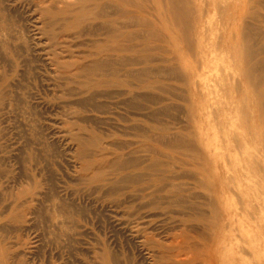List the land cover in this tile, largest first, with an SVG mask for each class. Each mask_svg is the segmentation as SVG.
<instances>
[{
	"label": "bare ground",
	"instance_id": "obj_1",
	"mask_svg": "<svg viewBox=\"0 0 264 264\" xmlns=\"http://www.w3.org/2000/svg\"><path fill=\"white\" fill-rule=\"evenodd\" d=\"M248 2L243 43L264 42L263 13L257 11L262 0L255 9L258 1ZM142 5L0 0V264H135L101 237L84 239L100 213L136 238L145 264L211 263L209 243L201 238H217L218 199L216 188L196 178L197 171L211 176V164L197 161L204 149L197 133H183L170 120L164 126L165 98L153 94L180 92L177 85L160 84L163 75L179 82L194 78L175 63L151 65L163 56L152 52L167 48L155 42L167 36L143 29L150 22L138 14ZM135 26L141 34L132 31ZM183 37L193 54L194 35ZM42 100L57 111L49 133L39 122ZM152 101L164 106L155 117ZM228 104L224 122L236 128L242 119H234V104ZM152 119L164 127H150ZM11 120L20 138L17 152L6 143ZM222 128L219 137L226 144ZM17 155L14 167L10 162ZM61 161L70 166L68 182L56 175ZM210 214L218 218L214 225Z\"/></svg>",
	"mask_w": 264,
	"mask_h": 264
},
{
	"label": "rangeland",
	"instance_id": "obj_2",
	"mask_svg": "<svg viewBox=\"0 0 264 264\" xmlns=\"http://www.w3.org/2000/svg\"><path fill=\"white\" fill-rule=\"evenodd\" d=\"M254 1H258L255 3V9L261 0ZM137 2L143 4L138 14L147 17L151 26H144L143 29L147 28L150 31L155 29L164 34L165 38L167 36L168 41L166 38L164 42L156 41L155 44L167 45L165 46L167 48L163 46L165 50L168 49L170 52L172 50L171 53L167 50L168 53L165 50L166 53L153 51L154 54L159 53V57L161 54L163 56L160 58L162 60L151 65L166 68L165 65L168 67L175 63V66H180L194 78L191 81L184 80V83L182 79L179 82L168 74L163 76L159 74L160 77H166V79L159 78L160 84L172 83L180 87L178 88L180 92L160 95L156 91L159 94L156 95V92L153 94L165 98L163 104H166L165 108L168 107L165 111L168 115L163 114L162 117L157 113L160 118L167 120L164 126H168L169 124L166 123L170 120L174 121L175 126L183 133H197L204 146L197 161L206 160L211 164V176L207 171L204 174L197 171L199 177L196 176L203 179L209 189L216 188L218 199V216L221 225L217 238L210 242L207 233L201 238V242L209 243V262L210 264H264V42L257 38L255 42L252 40V45L243 43L242 24L249 2L248 0L239 2L236 0H149L148 2L137 0ZM261 3L262 7L257 6L259 9H256L263 13L260 14V18L263 17L264 20V1L262 0ZM23 18L25 19V16ZM25 21L23 20L22 25L26 23ZM141 28L135 26L132 31L141 34L143 30ZM185 35L190 37L194 35L196 45L193 54L185 49L186 42L183 37ZM151 43V46L155 45L153 41ZM157 54L155 56H158ZM152 76L149 82L153 84L156 81L155 76L154 78ZM222 87H226L225 92ZM191 89L193 100L189 96ZM40 92L42 96H46V99L49 98L43 89ZM230 101L234 104L232 111L235 115L234 119L237 121L239 118L242 119L239 124L237 123L236 128L232 127L230 121L224 122L223 114L230 113L227 109ZM152 102L149 103L152 107L150 108L153 110L156 107L154 109L156 111L152 113L149 111L151 115L156 114L158 108L159 111L160 107H164L159 106L163 104ZM42 103L38 107L39 122L44 132L49 133L50 125H54L57 111L46 101ZM151 121L150 127L161 125L156 120L158 124L154 120ZM14 123V120L10 121L12 132L6 143L9 150L17 152L16 145L20 142V138L13 129ZM54 127L55 125L52 128ZM220 127H223L225 136L229 140L226 144L219 137ZM204 134L210 145L204 143ZM237 140H242L243 143ZM18 161L20 159L17 155L10 163L16 167ZM61 162L56 165V175L59 179L68 182L67 174L70 166L65 161ZM57 170H60V173ZM220 191L223 193L221 194ZM81 201L83 205L87 204V201ZM210 217L209 221L212 225L217 223V217L212 215ZM89 229L90 233L84 235V239L93 242L97 236L101 237L116 250H124L135 264H145L140 249L135 243L136 238L120 225L114 224L106 214L100 213ZM34 237V234L29 236L30 242H34Z\"/></svg>",
	"mask_w": 264,
	"mask_h": 264
}]
</instances>
